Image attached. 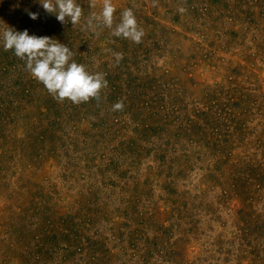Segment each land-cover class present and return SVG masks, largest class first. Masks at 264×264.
Here are the masks:
<instances>
[{
    "label": "rangeland",
    "instance_id": "rangeland-1",
    "mask_svg": "<svg viewBox=\"0 0 264 264\" xmlns=\"http://www.w3.org/2000/svg\"><path fill=\"white\" fill-rule=\"evenodd\" d=\"M113 4L141 43L0 0L108 81L58 102L0 42V264H264V0Z\"/></svg>",
    "mask_w": 264,
    "mask_h": 264
},
{
    "label": "clouds",
    "instance_id": "clouds-1",
    "mask_svg": "<svg viewBox=\"0 0 264 264\" xmlns=\"http://www.w3.org/2000/svg\"><path fill=\"white\" fill-rule=\"evenodd\" d=\"M44 12L54 16L62 25L72 27L81 23L84 17L83 7L77 0H38ZM91 9L96 8V0H89ZM32 20L39 18L38 12L25 9ZM179 11L182 13L183 8ZM116 12L113 0H102V7L97 13L91 11L84 17L82 30L96 33L98 29L107 28L111 36L124 38L136 44L142 42L145 33L138 25L131 8L120 13L118 23H114ZM0 42L5 51L12 50L16 57L24 61L26 70L44 85L49 94L58 102L70 100L81 104L101 100V90L107 88L108 81L102 72H89L84 64L75 62L69 47L55 38L30 35L27 29L17 31L8 27L0 32ZM117 63L123 59V54L113 53ZM124 103L118 100L112 105L113 111H123Z\"/></svg>",
    "mask_w": 264,
    "mask_h": 264
}]
</instances>
